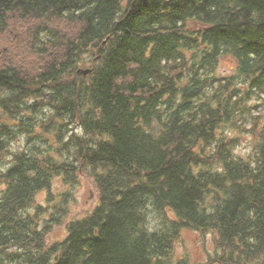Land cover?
Returning a JSON list of instances; mask_svg holds the SVG:
<instances>
[{
    "label": "trees",
    "instance_id": "obj_1",
    "mask_svg": "<svg viewBox=\"0 0 264 264\" xmlns=\"http://www.w3.org/2000/svg\"><path fill=\"white\" fill-rule=\"evenodd\" d=\"M261 106L264 0H0V264H264Z\"/></svg>",
    "mask_w": 264,
    "mask_h": 264
},
{
    "label": "rangeland",
    "instance_id": "obj_2",
    "mask_svg": "<svg viewBox=\"0 0 264 264\" xmlns=\"http://www.w3.org/2000/svg\"><path fill=\"white\" fill-rule=\"evenodd\" d=\"M232 66L229 60L222 62L220 67L221 73L230 74L232 72ZM260 110L264 111V108L261 106ZM240 140L241 145L238 151L245 153L252 146V134L247 131H241ZM23 144V140L20 139L14 142L12 147L13 149L23 148ZM53 190L58 195L61 193L69 195L71 217H82L87 212L92 211L98 204L97 188L93 181L84 175L72 186H66L61 178L56 179ZM45 195V193H42L39 197L42 203H45ZM61 229L54 234L56 238L63 235V230ZM213 250L214 247L210 237H204L200 232L192 229H184L180 241L176 244L174 263L213 264L209 262L210 253Z\"/></svg>",
    "mask_w": 264,
    "mask_h": 264
},
{
    "label": "water",
    "instance_id": "obj_3",
    "mask_svg": "<svg viewBox=\"0 0 264 264\" xmlns=\"http://www.w3.org/2000/svg\"><path fill=\"white\" fill-rule=\"evenodd\" d=\"M80 71H81L84 75H86V74L90 73V72L92 71V69H91V68H86V69H80Z\"/></svg>",
    "mask_w": 264,
    "mask_h": 264
}]
</instances>
